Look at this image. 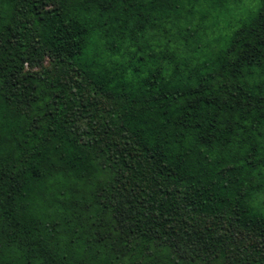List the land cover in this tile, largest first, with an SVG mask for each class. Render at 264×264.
Segmentation results:
<instances>
[{
	"label": "trees",
	"instance_id": "1",
	"mask_svg": "<svg viewBox=\"0 0 264 264\" xmlns=\"http://www.w3.org/2000/svg\"><path fill=\"white\" fill-rule=\"evenodd\" d=\"M0 264H264V0H0Z\"/></svg>",
	"mask_w": 264,
	"mask_h": 264
}]
</instances>
